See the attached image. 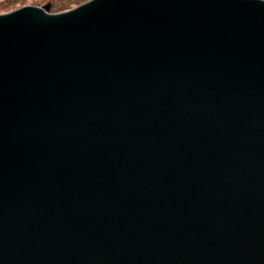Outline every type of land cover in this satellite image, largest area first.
Masks as SVG:
<instances>
[{"label":"water","instance_id":"95a60500","mask_svg":"<svg viewBox=\"0 0 264 264\" xmlns=\"http://www.w3.org/2000/svg\"><path fill=\"white\" fill-rule=\"evenodd\" d=\"M0 264H264V0L0 14Z\"/></svg>","mask_w":264,"mask_h":264},{"label":"rangeland","instance_id":"374dc122","mask_svg":"<svg viewBox=\"0 0 264 264\" xmlns=\"http://www.w3.org/2000/svg\"><path fill=\"white\" fill-rule=\"evenodd\" d=\"M65 1L66 0H0V14L9 13V12L17 10L19 8H22L25 6H30V5H36L39 7L49 6V13H53V12H51V6L53 4H55V5L62 4L63 5L65 3ZM88 1H86V2H88ZM37 2H40L43 4H38ZM83 3H85V2H83ZM83 3H81V4H83ZM81 4H79V5H81ZM79 5H73L72 7L74 8V7L79 6ZM72 7L70 9H72ZM70 9H67V10H70ZM67 10H65V11H67Z\"/></svg>","mask_w":264,"mask_h":264},{"label":"trees","instance_id":"16d2710c","mask_svg":"<svg viewBox=\"0 0 264 264\" xmlns=\"http://www.w3.org/2000/svg\"><path fill=\"white\" fill-rule=\"evenodd\" d=\"M73 1L72 0H66L63 5L62 4H57V5L53 4L51 6V12L59 13V12L65 11L67 9H70L73 5H79V4H81L83 2H86L88 0H73ZM37 3L38 4H43V3H40V2H37Z\"/></svg>","mask_w":264,"mask_h":264}]
</instances>
